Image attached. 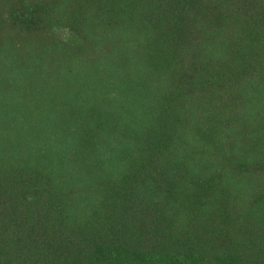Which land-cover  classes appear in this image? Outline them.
<instances>
[{
	"label": "trees",
	"instance_id": "1",
	"mask_svg": "<svg viewBox=\"0 0 264 264\" xmlns=\"http://www.w3.org/2000/svg\"><path fill=\"white\" fill-rule=\"evenodd\" d=\"M0 264H264V0H0Z\"/></svg>",
	"mask_w": 264,
	"mask_h": 264
}]
</instances>
